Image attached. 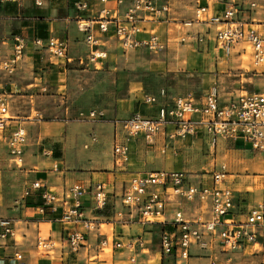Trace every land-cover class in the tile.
<instances>
[{
	"label": "built area",
	"instance_id": "2783aa9c",
	"mask_svg": "<svg viewBox=\"0 0 264 264\" xmlns=\"http://www.w3.org/2000/svg\"><path fill=\"white\" fill-rule=\"evenodd\" d=\"M94 1L74 2L79 15L89 11L94 4L100 7L96 17L88 19L79 16L76 19L77 30L84 35V43L88 49L85 58L69 57L66 40L58 37H34L30 42L34 50L45 52L49 61L62 65L77 63L98 69L101 61L107 57V52L101 49L103 43L100 42L99 35L109 34L125 54L141 49L157 53L164 49L165 45L157 33H148L143 40L137 36L144 31L142 22H161L169 17L172 11L171 0ZM190 1L195 6L194 14L201 18L198 22L208 29L205 34L196 33L190 38L195 45L208 48L211 43L223 58H229L237 48H240L241 54L244 53V46L247 45L255 65L262 63L264 22L260 24L262 33L252 28L250 23L238 20L241 8L247 5L249 9H255L257 6L254 2L226 0L223 8L214 14L208 5H201L200 0ZM109 3L112 4L111 7H108ZM212 27L213 34L209 37ZM12 41L11 55L0 60V71L7 76L14 73L28 46V40L20 35H14ZM260 80L263 85L261 92H245L244 95H237L224 103H220L216 85L209 87L199 100L187 94L168 101L164 89H160L155 95L144 94L141 105L156 106L157 113L148 117L137 110L125 119L114 121V166L121 168L128 162L130 143L133 140H142L146 145L154 146L157 138L162 137L165 140L164 147L172 148L167 142L184 141L198 131H202L207 137L210 150L215 149L218 140H223L241 142L251 151L264 156V72L261 73ZM103 117L104 113L99 110L90 111L86 115L79 113V119L89 122L100 121ZM10 120L8 96L0 89V149L3 147L10 161L20 168L27 133L22 127L7 133ZM226 176L224 165L210 175H195L194 178L183 171L159 170L135 174L124 184L117 197L119 205L116 202L112 205L114 220L123 224L134 218L141 226H170V233L161 229L160 248L163 258H171L175 264L185 263L194 250L204 252L209 264H216L218 253H232L245 246L248 251H261L264 254V207L256 205L246 213L239 214L232 189L224 185ZM38 191L41 199V204L37 207L39 214H44L46 210L54 212L60 204L59 222L70 226L64 230L63 238L67 253L77 254L85 247L87 236L91 233L98 237L102 253L112 246H122L121 242L112 243L111 236L100 232L101 227H98L96 220L85 217L80 204V199L88 195L95 212L105 211L108 207L105 184L97 183L89 187L75 184L66 191L62 199H58L42 182L36 181L24 190L22 200ZM189 205H198L200 209V215L192 220L185 211ZM8 240L16 242L14 224L10 219L0 218V246H5ZM143 245L142 238L135 236L125 248L135 252L136 247L143 249ZM37 248L49 251L53 246L49 241L38 239ZM199 255L193 258L201 257ZM11 260L14 264H26L19 251L13 254ZM130 261L134 263L135 259L130 258Z\"/></svg>",
	"mask_w": 264,
	"mask_h": 264
},
{
	"label": "crops",
	"instance_id": "0c3cea01",
	"mask_svg": "<svg viewBox=\"0 0 264 264\" xmlns=\"http://www.w3.org/2000/svg\"><path fill=\"white\" fill-rule=\"evenodd\" d=\"M75 1L76 0H15L13 2L0 0V60L8 58L12 53V40L14 35H11L10 32V21L18 22V35L28 40V46L31 45L30 42L34 37L49 36L63 38L68 44L69 57L73 59L85 58L88 49L84 43V35L77 30L76 19L79 16L92 19L98 15L100 7L97 4H94L89 11L79 15L74 8ZM89 1L90 3L95 2L94 0ZM171 1L172 11L169 17L161 22H142L141 26L144 28V31L137 36L138 39L143 40L147 38L148 33H150L153 28L152 26L158 24L165 26V32L163 34L165 36L159 35L160 39L162 40L163 37L164 41L168 36V29L166 30V27L168 28L171 24L169 23L171 21L170 16L174 14V11L178 9V7H189L193 13L195 11V6L190 0ZM37 3L40 5H37ZM111 5L112 4L109 3L108 7H111ZM201 5H205V3L201 2ZM222 8L223 6H218L216 8L214 6L211 10L212 13L215 14ZM249 25L251 27L257 26L253 24ZM94 26L96 28V25ZM213 30L214 28L212 27L209 37L213 34ZM205 32H208L206 27L203 31H197L196 33L205 34ZM99 39L101 40L100 42L103 43V48L101 49L107 52V57L106 60L101 61L98 69H104V67H106L108 71H111L112 69L116 71L117 68L112 67L111 63L114 61L113 57L116 56L120 49L119 44L109 34L99 35ZM28 46L26 47L20 62L25 60L30 63L29 65H31L32 68L31 80L20 83V89H24V93L19 96H12V89L15 83H9V85L5 86L9 89L7 93L9 99H13L12 101L14 102L18 100L24 104H30L32 99H36L37 101L40 98L46 97V95L43 96L41 93L49 90L51 92L49 97L59 101L64 98V93L60 90L61 88H65V90L73 89L72 100H70L72 104L78 103L83 98L90 99V103L88 104V108L72 107L70 108L71 112H87L92 109H97L104 113V117L97 122L88 121L77 125H73L70 122L66 123L61 132H58V127L44 125L42 127V132L44 135H47L45 137L41 136L42 133L39 127L36 134L37 139H35V144L26 150L28 145L27 138V144L24 148L23 154V163L20 168L24 166V169L27 170L28 174H23L22 171L19 174L18 180L25 185L23 192L32 183L40 181L43 183L44 187L55 194L58 199H62L66 191L75 184L85 187L97 183L105 184L108 191V207L105 211L95 212L93 210L92 200L88 195H85L80 199V204L86 218L96 220L98 227L106 226V230L103 232L102 229H99L100 232L106 233L108 237L111 236L110 239H112V243H122L120 248L110 246L111 256H115L116 252H119V254L115 256L114 261L112 260L111 264L132 263L130 258H134L136 261V256L143 253L145 250H148L147 245L150 241L146 237L150 234V231L146 230L148 228H144L138 224L134 218L130 222L123 224L122 222L115 221L112 208V205L113 203L115 204V202L117 203V206L119 205L117 197L121 194L124 184L127 183L133 175L153 171V167L150 166V163L146 160L147 154H158L164 157L171 153V155H173L175 154V150H186L191 148L190 146L197 137H200L201 142L204 140V146L209 152L215 151L217 155L219 150L236 152V156H238V153H245L244 155H246V152H253L248 146L243 145L241 142L233 143L232 141L223 140H218L215 149L210 150L207 137L202 131H198L193 137L184 141L175 140L172 143L167 142L169 147L173 146L172 148L164 147L165 140H163L162 137L157 138L154 146H148L142 140H133L130 143L128 162L121 168L115 167L112 156L114 121L128 116L137 110H140L145 116L153 117L157 113V107L142 106L141 98L144 94L136 91L129 92L130 95L125 99H114L113 97L111 99V96H108L102 81L83 82L81 80H75V78L84 77L87 73L93 74V77H99L103 72H100L98 69H95V71L79 69L77 63L62 65L58 62L49 61L45 57V52L39 53L34 50L32 45L31 49H28ZM207 49L215 51L217 57L219 56L223 58L219 52L213 49L211 43ZM19 67L20 63L16 67L14 73L17 72ZM152 71L160 70L159 68H154ZM0 74L5 76L1 71ZM97 86H99V89H96ZM108 100H111L110 109L107 107L109 105ZM10 101L11 100H9V102ZM220 103L224 102L220 101ZM9 117L11 120L9 121L7 133L17 127L24 128L23 125L28 124L27 120L30 118L28 116L14 117L16 119H13L10 115V111ZM38 143L40 147L43 146L41 153L38 152ZM2 149L4 148L1 147L0 150ZM34 153H36L38 157H32V154ZM53 153L57 155L54 156ZM259 155L264 157L261 154ZM10 163L15 167L11 161ZM229 163V169L231 168L230 172L233 173L227 171L224 185L232 189L234 193V202L240 212L239 214H244L249 208L257 205L255 202L251 203L250 199L246 198V192L240 194L236 191L237 189L246 190V183L248 182V180H246V175L234 174L235 171L242 172L246 168V163L238 164V162L233 163L231 161ZM157 166L158 170L155 171H178L165 169L168 168L167 162L165 161L161 164H157ZM0 168L2 167L0 166ZM261 171L262 170L260 169L259 172ZM230 178L234 179L230 180ZM253 178L263 179L264 177L254 176ZM250 181L253 183L254 180ZM38 193L39 191L33 192V194L26 199L29 203L24 202L21 207L23 208L24 206H27L35 208L34 212L31 214L37 215L34 219H31L30 216H28L29 211H19L18 209H14L16 212H13V210L6 211L3 205H0V207L2 206V208H0V218L12 220L16 238V242L8 240L5 246H0L1 264H14L11 258L17 251L23 254L26 264H78L79 262L88 264V262L94 263L98 260L103 253L98 246L99 239L94 233L87 236L85 247L81 248L77 254L67 253L64 249L63 238L65 235L64 230L70 228V226L59 222L61 213L60 204L57 205V209L54 212L46 210L44 214H39L37 207L41 204V199L39 198ZM260 197L264 198V194L260 195ZM1 199L0 195V201ZM185 211L190 220L200 215L198 205H189L185 208ZM125 212L126 210H124V213ZM204 215L205 214H203V216ZM161 227L162 226L159 224H151L149 228L159 229L161 233ZM135 236H140L144 245L143 249L136 247L135 252H133L125 248V245ZM17 238L19 239L17 240ZM38 239L49 241L53 246L49 251L56 253V256L50 257L47 255L39 257L37 253ZM232 253L246 255V246L239 251ZM189 260H191V258ZM192 260L197 262L207 261L206 258L203 259L201 257Z\"/></svg>",
	"mask_w": 264,
	"mask_h": 264
},
{
	"label": "rangeland",
	"instance_id": "374dc122",
	"mask_svg": "<svg viewBox=\"0 0 264 264\" xmlns=\"http://www.w3.org/2000/svg\"><path fill=\"white\" fill-rule=\"evenodd\" d=\"M246 2H254L256 4L255 9H249L247 5L241 8V12L238 15V20L253 25L252 28L259 30L263 33V29L260 26L264 22V0H245ZM208 5L210 10L215 6H223L226 0H200ZM171 23L168 29V36L166 40L162 37V42L165 47L163 50L157 53H150L146 50L129 51L126 54L121 49L117 52L116 56L113 57L114 61L111 63L112 67H116L117 70L108 71L106 67L104 69H98L103 72L98 77H93L91 73H87L84 77L75 78V80L81 81H102L104 88H106L108 96L114 99H125L129 92H139L142 94H157L160 89H164L167 94V100L171 101L173 98L178 96H185L191 94L195 100H199L207 89L213 85H216L220 101L227 102L229 99L237 95H244L245 92H261L263 85L259 77L264 72V63L255 65L252 52L247 49V55L241 54L240 48L235 49L229 58H221L215 55V51L205 49L201 46H196L191 37L195 35L197 31H203L204 26L198 20L197 17L189 7H178L171 16ZM18 20V19H16ZM10 32L11 35H18L19 29H17V21H10ZM1 26V20H0ZM150 33H157L163 35L165 30L164 25L152 26ZM183 40V42H182ZM31 45L28 49H31ZM114 48V47H113ZM115 51V49H114ZM20 67L16 73L7 76L0 74V89L5 91L7 94L9 89L5 86L9 83H15L12 89V96H19L24 93V89H20L21 82L29 81L32 77V68L30 63L23 60L19 62ZM28 63V64H27ZM73 64V63H72ZM79 69H86L95 71L91 66L78 65ZM154 68H159L160 71H152ZM96 70V71H98ZM74 81V78H73ZM99 89V86L96 87ZM61 92L64 93L63 99L57 101L51 99L49 96L51 92L46 90L41 94L46 97L32 99L30 104L22 103L18 100L15 102L13 99H9V111L13 119L14 117H30L27 120L28 124L23 125L26 129L28 145L27 149L35 144L37 131L40 127L41 136L45 137L42 132L44 125H50L58 127L61 132L66 123H72L73 125L82 124L88 122L87 120L79 119V113L88 114L90 111H74L71 112L70 108L74 107H85L88 108L90 99H82L78 103L72 104L73 89L61 88ZM39 95V94H38ZM8 96V95H7ZM69 96V97H68ZM48 97V98H47ZM69 99H68V98ZM111 100H108V108L110 109ZM112 107V106H111ZM97 110V109H96ZM128 115V114H127ZM129 116V115H128ZM119 118L122 120L127 118ZM26 122V121H24ZM45 145V144H44ZM204 140L201 142L200 137H197L191 148L175 150V154H168L165 157L158 154H147L146 160L152 166V170H158L157 164L167 162L169 170H178L188 173L191 178L195 175H210L214 171L218 170L221 165L226 167V172H230L229 162L233 163H246V168L242 171H235V175H246V190L237 189L236 191L240 194L246 192V198L250 199L251 203L255 202L257 205L264 206V198L260 195L264 194V178H253L254 176L264 177V157L254 152L238 153L226 152L219 150L218 155L215 151L209 152L204 146ZM39 151L41 149L38 143ZM54 154V153H53ZM52 154V155H53ZM241 154V155H240ZM57 154H54L56 156ZM32 157H38L36 153L32 154ZM46 157V156H43ZM5 149L0 150V195L2 204L6 211L10 210L13 212L14 209L29 211L28 216L31 219L36 218V214L31 215L35 208L24 206L22 200L23 196V185L18 180L19 174L23 171V174H28L27 170L22 168L14 167L10 161ZM260 169L262 170L261 172ZM233 171V170H232ZM234 178H230L232 180ZM27 180V179H26ZM250 180H254L253 183ZM257 180V181H256ZM263 180V181H262ZM263 182V183H261ZM2 208V206L0 207ZM33 217V218H32ZM151 224L144 225L147 231H150L146 237L150 240L147 245V249L143 253L136 256L135 263L127 264H175L171 258H163L160 248V231L159 229H150ZM102 231L106 230V226H101ZM19 238H17L18 240ZM259 250V249H258ZM37 253L40 256L55 257L56 253L51 251L47 252L42 249H38ZM119 252H116L117 256ZM200 254L205 259L204 252L192 251L191 260H187L185 263L178 262V264H209V261L197 262L193 257ZM115 256H111L110 249L104 251L100 255L99 259L94 263L88 262V264H111L114 261ZM216 264H264V254L261 251L251 252L246 250V255L229 253V254H218L216 255ZM231 259V260H229ZM78 264H83L79 262Z\"/></svg>",
	"mask_w": 264,
	"mask_h": 264
},
{
	"label": "trees",
	"instance_id": "16d2710c",
	"mask_svg": "<svg viewBox=\"0 0 264 264\" xmlns=\"http://www.w3.org/2000/svg\"><path fill=\"white\" fill-rule=\"evenodd\" d=\"M39 38L45 39L46 36L45 37L42 36V37H39ZM161 229H162L163 232H166V233H170L172 231V228L170 226H163V227H161Z\"/></svg>",
	"mask_w": 264,
	"mask_h": 264
},
{
	"label": "bare ground",
	"instance_id": "6f19581e",
	"mask_svg": "<svg viewBox=\"0 0 264 264\" xmlns=\"http://www.w3.org/2000/svg\"><path fill=\"white\" fill-rule=\"evenodd\" d=\"M244 48H245V52L243 53L242 57H243V56H246V55H247V49H250L247 45L244 46ZM262 62L264 63V58H263ZM263 63H262V64H263ZM256 181H257V180H256Z\"/></svg>",
	"mask_w": 264,
	"mask_h": 264
}]
</instances>
